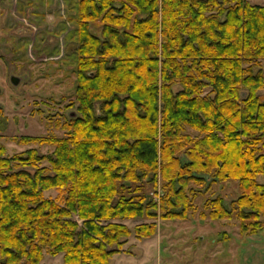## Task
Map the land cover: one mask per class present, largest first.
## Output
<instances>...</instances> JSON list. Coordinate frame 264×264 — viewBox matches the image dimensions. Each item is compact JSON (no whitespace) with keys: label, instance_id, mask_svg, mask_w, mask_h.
Here are the masks:
<instances>
[{"label":"trees","instance_id":"obj_1","mask_svg":"<svg viewBox=\"0 0 264 264\" xmlns=\"http://www.w3.org/2000/svg\"><path fill=\"white\" fill-rule=\"evenodd\" d=\"M75 37L63 134L0 144V264H111L158 217L186 218L194 185L229 179L239 195L201 216L263 229L264 4L77 0Z\"/></svg>","mask_w":264,"mask_h":264},{"label":"rangeland","instance_id":"obj_2","mask_svg":"<svg viewBox=\"0 0 264 264\" xmlns=\"http://www.w3.org/2000/svg\"><path fill=\"white\" fill-rule=\"evenodd\" d=\"M264 4V0H248ZM48 15H51L48 16ZM77 0H0V144L11 155L36 144H19L20 135L61 136L56 126L71 110L74 97ZM264 68V61H263ZM12 76L19 79L15 84ZM264 97V88L259 91ZM53 114L52 119L46 116ZM41 152L49 146H38ZM209 180V179H207ZM259 180L262 177L259 176ZM203 184L184 219H155L148 238L131 234L116 264H264V228L242 235L238 220L201 216L204 202L222 197L226 204L239 195L237 180ZM54 197L56 190L44 192ZM133 227L142 220H122ZM113 262V260H112ZM44 264H64L63 254H43Z\"/></svg>","mask_w":264,"mask_h":264},{"label":"crops","instance_id":"obj_3","mask_svg":"<svg viewBox=\"0 0 264 264\" xmlns=\"http://www.w3.org/2000/svg\"><path fill=\"white\" fill-rule=\"evenodd\" d=\"M48 16H50L51 17V15H48ZM125 249L123 248V251H124ZM122 252V251H121ZM121 252H119V253H117V254H120ZM117 254H114L113 256H112V258H111V264H116V261L114 262V256L115 255H117ZM112 260H113V262H112Z\"/></svg>","mask_w":264,"mask_h":264},{"label":"water","instance_id":"obj_4","mask_svg":"<svg viewBox=\"0 0 264 264\" xmlns=\"http://www.w3.org/2000/svg\"><path fill=\"white\" fill-rule=\"evenodd\" d=\"M12 81L13 83L17 84L19 79L17 77L12 76Z\"/></svg>","mask_w":264,"mask_h":264}]
</instances>
